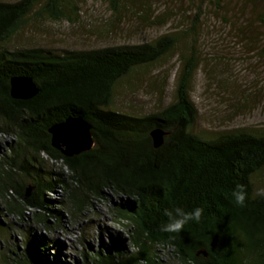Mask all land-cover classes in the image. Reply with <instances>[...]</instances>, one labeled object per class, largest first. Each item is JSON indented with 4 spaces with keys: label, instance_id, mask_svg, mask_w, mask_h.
I'll use <instances>...</instances> for the list:
<instances>
[{
    "label": "trees",
    "instance_id": "16d2710c",
    "mask_svg": "<svg viewBox=\"0 0 264 264\" xmlns=\"http://www.w3.org/2000/svg\"><path fill=\"white\" fill-rule=\"evenodd\" d=\"M76 1L0 0V134L10 141L0 152L1 212L21 220L31 212L49 226L52 217L61 219L58 202L78 219L96 203L111 201L112 194L119 199L111 206L115 223L125 227L124 239L86 253L82 264H163L160 257L174 264H264V198H253L256 176L264 172V128L211 138L191 130L198 117L191 97L199 65L194 52L181 59L169 104L142 115L114 108L122 80L176 48L177 36L171 34L89 49L11 46L38 5L35 16L60 19L69 16V6L78 11ZM14 77L31 78L37 94L15 98ZM71 117L93 125L95 145L67 156L52 144L50 128ZM155 128L169 132L158 148L151 135ZM238 184L248 194L243 207L233 203ZM58 189H63L60 201L50 197ZM175 206L203 208L201 221L188 222L179 233L161 232L164 209ZM30 235L24 251H12L4 264H41ZM129 243L137 253L128 250Z\"/></svg>",
    "mask_w": 264,
    "mask_h": 264
},
{
    "label": "rangeland",
    "instance_id": "374dc122",
    "mask_svg": "<svg viewBox=\"0 0 264 264\" xmlns=\"http://www.w3.org/2000/svg\"><path fill=\"white\" fill-rule=\"evenodd\" d=\"M75 5L77 12L69 6V16L60 19L35 16L42 6L38 5L11 46L89 49L151 42L171 34L177 36L176 48L122 80L114 108L142 115L169 104L181 59L194 52L199 65L191 97L198 117L191 130L211 138L237 129L264 128V0H120L116 6L112 0H77ZM0 140L2 152L10 141L1 134ZM260 175L257 188L264 187V172ZM50 197L62 200L63 189ZM109 197L111 201L96 203L78 219L58 202L55 208L62 211L61 219L52 217L49 226L35 221L31 212L21 220L0 210V264L14 256L12 251H24L29 234L44 259L41 264H82L85 254H95L102 244L117 245L125 227L115 223L111 206L118 197ZM159 259L174 264L172 259Z\"/></svg>",
    "mask_w": 264,
    "mask_h": 264
},
{
    "label": "water",
    "instance_id": "95a60500",
    "mask_svg": "<svg viewBox=\"0 0 264 264\" xmlns=\"http://www.w3.org/2000/svg\"><path fill=\"white\" fill-rule=\"evenodd\" d=\"M37 92L38 88L31 78L14 77L12 79V95L15 98L28 99L37 94ZM92 129L93 125L86 119L68 118L64 122L54 124L50 128L52 144L67 156H74L89 151L95 145ZM168 133L162 128L153 129L151 135L154 146L157 148L162 146ZM30 194L31 189L28 190L27 197ZM215 240L214 245L217 243V238Z\"/></svg>",
    "mask_w": 264,
    "mask_h": 264
},
{
    "label": "clouds",
    "instance_id": "9594fccd",
    "mask_svg": "<svg viewBox=\"0 0 264 264\" xmlns=\"http://www.w3.org/2000/svg\"><path fill=\"white\" fill-rule=\"evenodd\" d=\"M247 196L248 194L243 184H238L232 191L233 203L238 207L245 206ZM255 197L264 198V187H259L255 190L253 198ZM203 212L204 209L201 207H197L192 211H186L180 206L166 208L163 211V215L167 217V221L161 224L160 231L164 233H179L183 230L185 224L188 222L195 221L196 223H199L201 221ZM128 250L132 254L138 252V249L131 243L128 245ZM138 264H146V262L144 260H140L138 261Z\"/></svg>",
    "mask_w": 264,
    "mask_h": 264
},
{
    "label": "bare ground",
    "instance_id": "6f19581e",
    "mask_svg": "<svg viewBox=\"0 0 264 264\" xmlns=\"http://www.w3.org/2000/svg\"><path fill=\"white\" fill-rule=\"evenodd\" d=\"M65 244V243H64Z\"/></svg>",
    "mask_w": 264,
    "mask_h": 264
}]
</instances>
